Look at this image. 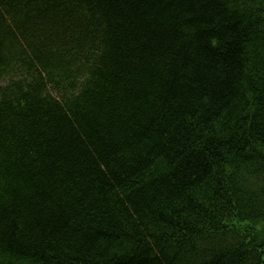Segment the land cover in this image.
Here are the masks:
<instances>
[{"label":"trees","instance_id":"obj_1","mask_svg":"<svg viewBox=\"0 0 264 264\" xmlns=\"http://www.w3.org/2000/svg\"><path fill=\"white\" fill-rule=\"evenodd\" d=\"M0 264H264V0H0Z\"/></svg>","mask_w":264,"mask_h":264}]
</instances>
